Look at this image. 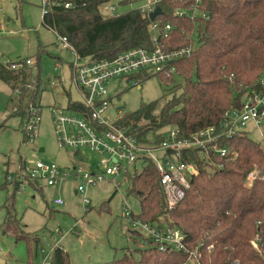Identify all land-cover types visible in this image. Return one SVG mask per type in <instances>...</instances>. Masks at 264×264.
Returning <instances> with one entry per match:
<instances>
[{
    "label": "trees",
    "instance_id": "obj_1",
    "mask_svg": "<svg viewBox=\"0 0 264 264\" xmlns=\"http://www.w3.org/2000/svg\"><path fill=\"white\" fill-rule=\"evenodd\" d=\"M107 1L75 0L68 8L62 3L49 4L41 24L55 36L65 37L77 55L91 62L112 59L129 47L149 45L153 23L159 24V30L170 25L167 36L159 38L164 48L193 45L190 56L174 62L175 73L158 75L170 86L160 99L146 102L118 119L117 124L134 134L142 146L160 144L166 136L163 131L169 127L177 128L182 136L207 126L220 129L225 110L240 106L248 90H260L264 72V0H158L155 6L161 13L153 19L150 12L139 8L123 14L104 13L102 6ZM130 1L133 0L120 3ZM174 8L187 12L178 15ZM195 8L205 17L193 15ZM38 62L37 58L36 67ZM11 63L0 62V81L10 88L9 101L13 103L7 116L20 119L23 141H28L33 133L26 130V124L41 107L39 74H32L34 63L15 69ZM175 75L182 82L174 84ZM74 103L68 101L67 107ZM34 108H38L35 113ZM215 143L230 152L229 157L213 156V161L223 163L222 168L210 169L211 162L201 157L199 149L184 155L183 160L195 162L198 172L184 196L170 208L155 162L146 157L141 170L127 172V193L135 194L140 203V212L131 214L144 223L158 227L165 223L180 229L187 248L199 250L201 264H264L263 146L243 130L218 138ZM254 169L255 180L246 182L247 174ZM12 184V192L6 195L1 229L15 239L26 240L31 264L38 238L23 231L15 218L12 206L18 186ZM28 184L41 190L38 184ZM130 239L137 243L138 258L127 250L105 264L189 263L187 252L160 250L155 243L140 245L134 236ZM48 264L71 262L68 254L56 246Z\"/></svg>",
    "mask_w": 264,
    "mask_h": 264
},
{
    "label": "rangeland",
    "instance_id": "obj_2",
    "mask_svg": "<svg viewBox=\"0 0 264 264\" xmlns=\"http://www.w3.org/2000/svg\"><path fill=\"white\" fill-rule=\"evenodd\" d=\"M121 0H108L104 5L114 6L111 12L123 14L127 10L142 7L144 0H133L126 4ZM43 9L40 0H0V62H17L29 59L32 74H39L41 107L35 128V137L23 141L20 119L7 116L13 108L9 101L8 88L0 82V264H29L27 242L15 239L1 229L6 216L4 204L6 195L12 192V184L5 182V168L14 171L21 159L58 165L60 169L73 167L102 170L99 164L100 152L85 149L83 154L73 155V149L61 148L56 140L50 106L66 108L68 101L81 99L79 92L70 81V63L74 55L53 31L41 24ZM152 36L156 31L151 28ZM57 76L60 82L56 81ZM264 79V72L261 75ZM174 84L182 82L174 76ZM54 83L55 87L49 86ZM157 75L132 86L124 79L107 83L111 106L104 111L112 123L123 114L138 109L142 104L160 99L169 89ZM6 119V121H5ZM252 140L261 141V133L253 123L243 127ZM42 149V150H40ZM158 156V154H156ZM142 164L130 166L129 174L141 170ZM118 181L106 180L95 186H88L85 195L90 200L82 204V196L75 194L76 183L70 178L55 185L47 186L40 182V189L33 191L31 186L18 188L13 202V213L23 231L38 238L36 257L31 264H42L51 256L52 249L60 245L68 254L71 264H105L121 257L126 251L138 258L137 243L129 238L127 231L129 213L138 214L140 203L135 194H128L130 181L119 176ZM54 197H64V205L52 204ZM139 229V226L130 228Z\"/></svg>",
    "mask_w": 264,
    "mask_h": 264
},
{
    "label": "built area",
    "instance_id": "obj_3",
    "mask_svg": "<svg viewBox=\"0 0 264 264\" xmlns=\"http://www.w3.org/2000/svg\"><path fill=\"white\" fill-rule=\"evenodd\" d=\"M157 1L144 0L139 10L152 12L156 8ZM60 3L68 8L74 5L75 0H40V6L43 9L42 16L47 13L49 4ZM102 7L103 10L109 12L115 9L112 5L109 7L103 5ZM173 12L182 15L187 10L174 8ZM193 15L205 17V14L196 8L193 10ZM158 25V23L151 25L156 34L151 36L149 45L129 47L112 59H100L93 62L77 55L65 37L55 36L74 55V60L70 63V81L81 97L71 107L50 106L57 143L65 150L67 148L75 150L77 154H83L85 149L100 152L102 159L99 164L103 169L95 171L90 168L73 167L63 170L54 163L23 159L15 172L5 175L6 182L17 183L19 188H24L29 182L34 184L45 182L47 186H52L70 178L76 183L75 191L76 194L79 193L82 196L83 206H87L90 202L85 195L88 186H95L106 180L117 182L119 176L125 177L130 166L134 167L136 162L141 163L147 157L155 162L166 204L170 208L184 196V190L198 172L195 162L183 160V156L188 152L199 149L201 157L211 162L210 169L222 168L223 163L213 161V156L229 157L230 152L226 146L217 145L215 141L223 136L234 135L240 130L245 131L243 127L247 123H253L259 129L262 137L259 142L264 149L263 77L260 79V90H248L240 106L230 107L223 112V123L220 129L215 126H207L193 131L188 136H182L177 128L169 127L163 131L166 136L161 143L153 146H142L134 134L128 133L124 127L118 125L117 121L121 115L112 123L108 117L103 115L104 111L111 106L107 92L108 82L124 79L132 86H141L144 77L158 76L161 73H175L174 62L190 56L193 45L179 46L173 49L164 48L159 42V38L167 36L170 25H164L161 30ZM31 63L32 61L29 59L18 60L12 62L10 67L15 69L23 64L30 65ZM33 110L35 113L38 108ZM38 121V114L35 113L26 124V130L33 133L32 138L36 135L35 128ZM256 173L257 169L250 171L247 174L246 182L252 183ZM51 202L55 205H64L65 198L54 197ZM128 218L129 227L126 229L129 231V238L134 236L140 245L155 243L160 250L165 248L182 250L189 255L188 264H201L199 250L187 248L184 234L180 229L165 223L162 227L144 223L131 213ZM134 226H139V229L131 230L130 228ZM253 245L255 244L253 243ZM48 263L49 260L44 259L42 264Z\"/></svg>",
    "mask_w": 264,
    "mask_h": 264
},
{
    "label": "crops",
    "instance_id": "obj_4",
    "mask_svg": "<svg viewBox=\"0 0 264 264\" xmlns=\"http://www.w3.org/2000/svg\"><path fill=\"white\" fill-rule=\"evenodd\" d=\"M69 71H70V70H69ZM56 81H57V82H60L58 76H57V78H56ZM0 82H1V81H0ZM2 84H4V83H2ZM4 86H5L6 88H8L5 84H4ZM49 86H53V87H55L54 83H53V84L50 83ZM8 93L10 94V88H8ZM74 151H75V150H74ZM73 155H76V156H77V155H80V154H77V152H74ZM22 160H23V159H21L20 162H21ZM20 162L18 163V165L20 164ZM18 165L14 168V171H13V172L16 171V169L18 168ZM7 169H8V168L6 167V168H5V172L7 171L6 174H12V172H9ZM6 174H5V175H6ZM10 184H12V183H10ZM12 185H13V184H12ZM27 185H28V186H31L34 192L37 191V190H36L37 187L32 186L31 184H26L25 187H26ZM38 185H40V184H38ZM25 187H24V188H25ZM18 188H19V187H18ZM74 193L76 194V191H75V190H74ZM57 246H60V245H57ZM60 247H61V246H60ZM61 248H62V247H61ZM63 250H64V249H63ZM35 257H36V256H35Z\"/></svg>",
    "mask_w": 264,
    "mask_h": 264
},
{
    "label": "water",
    "instance_id": "obj_5",
    "mask_svg": "<svg viewBox=\"0 0 264 264\" xmlns=\"http://www.w3.org/2000/svg\"><path fill=\"white\" fill-rule=\"evenodd\" d=\"M159 13H161V9L159 6H157L152 12H150L149 16L150 19H153L154 17H156ZM42 150V149H40Z\"/></svg>",
    "mask_w": 264,
    "mask_h": 264
}]
</instances>
